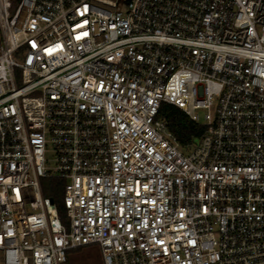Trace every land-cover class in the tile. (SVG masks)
<instances>
[{
    "label": "built area",
    "instance_id": "built-area-1",
    "mask_svg": "<svg viewBox=\"0 0 264 264\" xmlns=\"http://www.w3.org/2000/svg\"><path fill=\"white\" fill-rule=\"evenodd\" d=\"M14 1L0 264L94 244L104 264H264V0ZM164 102L206 126L191 146ZM44 177L64 180L67 223Z\"/></svg>",
    "mask_w": 264,
    "mask_h": 264
},
{
    "label": "trees",
    "instance_id": "trees-1",
    "mask_svg": "<svg viewBox=\"0 0 264 264\" xmlns=\"http://www.w3.org/2000/svg\"><path fill=\"white\" fill-rule=\"evenodd\" d=\"M159 118L164 119L169 129L176 135L180 144L187 148L191 146L197 137L206 131V126L200 125L180 108L169 103H162ZM43 193L51 196L58 208L62 220L66 217V207L63 201L64 180L58 177H44L41 180Z\"/></svg>",
    "mask_w": 264,
    "mask_h": 264
},
{
    "label": "rangeland",
    "instance_id": "rangeland-1",
    "mask_svg": "<svg viewBox=\"0 0 264 264\" xmlns=\"http://www.w3.org/2000/svg\"><path fill=\"white\" fill-rule=\"evenodd\" d=\"M14 4L16 6V0ZM203 112V110H200V114ZM48 157L51 158L52 156L48 155ZM64 222L67 223V217H65ZM64 264H104L101 248L99 245L94 244L74 249L69 253L68 259Z\"/></svg>",
    "mask_w": 264,
    "mask_h": 264
}]
</instances>
